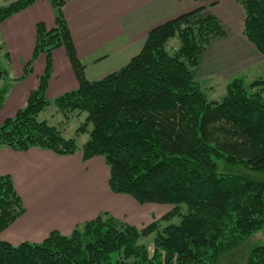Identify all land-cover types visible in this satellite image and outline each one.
Wrapping results in <instances>:
<instances>
[{
    "label": "trees",
    "instance_id": "trees-1",
    "mask_svg": "<svg viewBox=\"0 0 264 264\" xmlns=\"http://www.w3.org/2000/svg\"><path fill=\"white\" fill-rule=\"evenodd\" d=\"M55 27H36L32 63L41 55L46 67L27 107L0 127V147L18 152L37 148L83 159L103 157L109 188L140 204H171L174 209L139 229L102 213L69 235L53 231L41 243L14 246L0 240V264H218L264 227V182L220 172V162L264 172V81L245 86L235 79L222 101L209 100L194 77L201 55L212 40L226 33L205 7L152 28L141 51L120 70L90 81L79 58L66 16L68 0H48ZM214 2L215 0H195ZM36 0H13L0 7L3 22ZM244 36L264 55V0H242ZM179 47L169 51L172 40ZM63 48L78 88L53 101L46 91L53 73V52ZM4 48L0 47V53ZM10 61L9 53L3 55ZM0 61V109L11 83ZM49 107L68 122L87 114L76 138L39 120ZM13 180L0 175V233L25 213ZM180 217L178 224L171 221ZM154 236L150 251L140 240ZM245 264H264V245L254 248Z\"/></svg>",
    "mask_w": 264,
    "mask_h": 264
},
{
    "label": "crops",
    "instance_id": "crops-1",
    "mask_svg": "<svg viewBox=\"0 0 264 264\" xmlns=\"http://www.w3.org/2000/svg\"><path fill=\"white\" fill-rule=\"evenodd\" d=\"M241 1L68 0L65 16L83 64L96 63L100 68L105 61L119 66L127 64L141 51L152 28L204 6L203 15L215 17L226 35L211 41L200 57L194 77L207 96L221 88L224 98V90L235 79H242L247 87L264 81V55L243 34L245 10ZM110 12L113 14L108 15ZM38 23H44L47 29L55 27V12L48 0H36L1 24V39L15 76L11 79L8 73L6 82L11 85L0 109V123L2 117H9L26 105L45 71L44 55L35 61L31 74L23 75L20 71L33 58ZM68 63L63 48L53 52L48 100L78 88ZM65 168L73 169L66 173ZM0 175L12 178L26 209L0 233V240L14 246L41 243L53 231L69 236L79 225L102 213L116 217L119 196L127 201L124 200L127 196H118L110 190V171L105 159L94 157L85 161L82 151L62 156L37 148L18 152L0 147ZM76 186L79 187L74 189Z\"/></svg>",
    "mask_w": 264,
    "mask_h": 264
},
{
    "label": "rangeland",
    "instance_id": "rangeland-1",
    "mask_svg": "<svg viewBox=\"0 0 264 264\" xmlns=\"http://www.w3.org/2000/svg\"><path fill=\"white\" fill-rule=\"evenodd\" d=\"M11 1L13 0H0V7H3L9 4ZM110 14H113V12L108 13V15ZM1 46L4 48L3 41L0 35V47ZM178 47H179V41L178 39H174L169 44L168 49L169 51H172L173 49H177ZM6 51H7L6 48H4L3 51H1L0 61H1L2 66L5 67L7 72L11 75L9 77L13 79V76H15V70L10 67L9 65L10 63L7 62L6 59L3 57ZM37 59L33 61L32 70L29 72V74L32 73L34 66L36 64L35 61ZM68 62H69L68 64H69L70 70L73 72V75L76 78V75L74 73V70L72 68V65L69 59H68ZM28 63L24 64L20 68V71H22L23 75L25 74V68L27 67ZM119 65H120L119 63L116 64V63H113L112 61H105L103 63V66L98 68V66H96V63H90L88 64V66L85 65L86 67L85 74H86L87 79H89L90 81L102 80L103 78L110 75L111 73L120 70L121 69L120 67L122 65L125 66L126 64H122L121 66ZM99 70L102 72L98 76H92L95 73H97ZM1 88H2V84H0V89ZM224 93L226 94V90H224ZM222 95H223V92L221 91V88H217L215 92L208 94V98L209 100H216L220 102L223 100ZM26 107H27V103L26 105H24L22 109H25ZM16 114L17 112H14L9 117L7 115L4 116L6 117V119L2 117L0 127L4 124V122L7 119L14 118ZM39 120L47 121L49 124L57 126L62 131L64 137L66 138H76L80 147H82L83 144L89 140V131L92 129L91 124H89L88 131L86 133H80L79 135H77L78 128L83 126L87 122L86 113H82L80 115L78 113H73L69 121L66 122L62 114L57 113L54 107H49L45 112H43L40 115ZM65 169H66V173H68V170H72L73 168H65ZM220 172L229 173L232 175H242V176H245L247 178H250L256 181L264 182V172L245 169L242 166H237V165H227L225 161L220 162ZM78 187L79 186H76L74 187V189ZM113 194H116V193H113ZM119 195L120 194H118V196ZM121 196H127L125 197L127 199H124L127 201H122V198L124 197L119 196V198H121L119 199L120 205H115L116 217L128 223L129 225L135 226L139 229L143 228L146 225H149L150 223H152L153 221L157 219H160L161 217H163L164 215H166L167 213H169L170 211L174 209V205H171V204H157V203L140 204L132 196H129V195H121ZM180 221H181V218L176 217L175 219L171 221V223L178 224L180 223ZM153 242H154L153 235L140 240V243L144 244L150 251L153 250ZM263 245H264V227L258 230L257 232H255L249 238L245 239L237 248L222 255L220 257L218 264H245L246 259L251 253V251L256 247L263 246Z\"/></svg>",
    "mask_w": 264,
    "mask_h": 264
}]
</instances>
